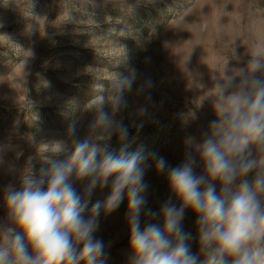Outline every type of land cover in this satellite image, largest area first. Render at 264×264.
Listing matches in <instances>:
<instances>
[{
	"label": "clouds",
	"instance_id": "1",
	"mask_svg": "<svg viewBox=\"0 0 264 264\" xmlns=\"http://www.w3.org/2000/svg\"><path fill=\"white\" fill-rule=\"evenodd\" d=\"M247 56L242 66L228 60L211 68L213 84L198 107L209 102L215 119L199 139L186 137L176 166L155 151H129L130 127L143 128L154 86L151 79L138 86V94H149L137 109L139 122L125 124L134 69L111 73L110 87L97 88L83 106L65 101L62 114L69 122L62 138L21 137L35 150L22 166L17 161L24 149L13 135L0 140V169L19 184L2 190L7 215L0 220V264H104L106 247L95 237L99 217L125 200L129 264H264V47L248 48ZM26 103L30 110L32 102ZM85 113L94 118L81 138ZM114 136L121 142L118 151L111 149ZM150 167L166 175L171 193L155 210L148 207L144 180ZM98 186L109 193L89 208ZM186 210L197 217L195 235L184 230Z\"/></svg>",
	"mask_w": 264,
	"mask_h": 264
},
{
	"label": "rangeland",
	"instance_id": "2",
	"mask_svg": "<svg viewBox=\"0 0 264 264\" xmlns=\"http://www.w3.org/2000/svg\"><path fill=\"white\" fill-rule=\"evenodd\" d=\"M254 46L264 47V0H0V140L13 135L24 149L17 161L22 166L35 150L21 137L62 138L69 122L62 114L65 101L83 106L97 88L110 87L111 73L134 69L137 79L122 113L125 124L139 122L137 109L149 94H138V86L146 79L154 86L143 128L130 127L129 151H155L176 166L186 137L199 139L215 119L209 102L198 107L212 87L211 68L228 60L230 66H242ZM26 101L33 104L30 110ZM93 118L84 114L81 138ZM110 145L118 151L121 142L114 136ZM144 180L148 207L158 209L171 195L166 175L150 167ZM10 182L19 186L0 169V220L7 215L2 190ZM75 186L83 196V184ZM108 193V187L94 189L89 208ZM126 210L125 200L111 214L101 212L95 237L105 244L104 264H129ZM196 219L186 210L184 230L195 235ZM192 252L198 253L196 241Z\"/></svg>",
	"mask_w": 264,
	"mask_h": 264
}]
</instances>
